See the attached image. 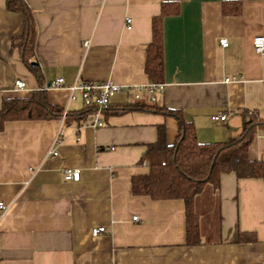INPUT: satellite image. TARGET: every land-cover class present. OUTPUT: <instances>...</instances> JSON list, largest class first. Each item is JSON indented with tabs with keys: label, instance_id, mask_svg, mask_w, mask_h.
<instances>
[{
	"label": "crops",
	"instance_id": "1",
	"mask_svg": "<svg viewBox=\"0 0 264 264\" xmlns=\"http://www.w3.org/2000/svg\"><path fill=\"white\" fill-rule=\"evenodd\" d=\"M26 1L37 30L32 63L42 78L13 45L25 31L23 15L0 0V109L5 98L44 89L49 103L80 111L81 96L72 99L67 88L78 80L150 83L145 67L153 18L164 2H177L179 12L163 24L166 89L158 101L180 111L205 143L239 135L244 109L264 118V54L253 46L264 35V0ZM225 2L241 11L224 13ZM58 78L64 86L46 87ZM16 80L25 88L16 89ZM132 100L122 91L111 104ZM219 111L227 113L225 122L212 120ZM103 118L96 127L89 116L80 123L8 121L0 128V202L7 205L0 264H264V174L223 173L217 189L206 188L196 205L202 239L187 245L184 201L132 190V178L150 170L144 155L159 126L172 143L177 119L145 111ZM249 155L264 164V132ZM67 168L80 169V180H66ZM98 226L106 231L95 236ZM240 232L256 239L240 241Z\"/></svg>",
	"mask_w": 264,
	"mask_h": 264
},
{
	"label": "trees",
	"instance_id": "2",
	"mask_svg": "<svg viewBox=\"0 0 264 264\" xmlns=\"http://www.w3.org/2000/svg\"><path fill=\"white\" fill-rule=\"evenodd\" d=\"M225 2L224 13H238L239 7ZM6 8L21 13L25 31L13 40L27 66L42 78L41 70L32 64L35 50L36 23L33 12L26 0H6ZM177 2H164L161 12L153 18V38L147 49L146 73L151 82H164L165 64V17L177 14ZM95 108L84 106L80 111L66 110L51 104L44 89L34 91L28 97L5 98L0 109V128L8 121L64 118V123L86 120ZM129 111L157 112L177 119L178 133L174 142L167 139L164 125L158 129V139L149 144L144 160L149 165L147 174L132 178V190L136 195H147L155 200L181 199L185 203L186 243L196 245L201 242V222L197 210V200L205 195L206 188L217 189L223 173L234 172L239 178H258L264 174V164L252 159L249 147L257 135L264 132V118L257 110H242L244 123L242 131L234 138L220 142H200L192 122L182 117L180 111L170 109L159 101L148 99L132 100L123 105L110 104L104 115ZM252 232H240V241H254Z\"/></svg>",
	"mask_w": 264,
	"mask_h": 264
},
{
	"label": "built area",
	"instance_id": "3",
	"mask_svg": "<svg viewBox=\"0 0 264 264\" xmlns=\"http://www.w3.org/2000/svg\"><path fill=\"white\" fill-rule=\"evenodd\" d=\"M131 19H127V26L130 27ZM220 44L223 46H228L229 41L227 38L223 37L220 39ZM253 46L257 53L264 54V35L255 36L253 39ZM65 85L64 78H58L57 80L51 82L46 87H62ZM26 83L23 80H16V89L25 88ZM71 92V98L74 99L76 95H80L84 105L87 107L95 108V111L90 115L91 125L93 126H103L104 125V111L111 104V100L115 94L118 92H127L133 100L148 99L150 101H158L159 96L164 93L166 89V84L164 82L155 83L150 82L145 85L136 86H122L115 83L113 80L105 81H86L78 80L74 84L67 86ZM228 118L227 113L219 111L212 115V120L214 122H225ZM64 121V118H63ZM61 131V130H60ZM56 137L55 142L59 141V133ZM50 154L58 155L57 151H52ZM66 180L79 181L81 178V171L78 168L72 169L67 168L64 172ZM7 205L1 201L0 202V219L5 214ZM138 220V216L133 218ZM106 231L105 226H98L93 228V235H98Z\"/></svg>",
	"mask_w": 264,
	"mask_h": 264
},
{
	"label": "water",
	"instance_id": "4",
	"mask_svg": "<svg viewBox=\"0 0 264 264\" xmlns=\"http://www.w3.org/2000/svg\"><path fill=\"white\" fill-rule=\"evenodd\" d=\"M32 64H33V65H35L36 63H35V62H33Z\"/></svg>",
	"mask_w": 264,
	"mask_h": 264
}]
</instances>
